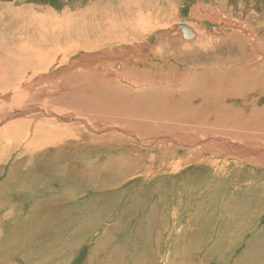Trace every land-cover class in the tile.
I'll return each mask as SVG.
<instances>
[{"label": "rangeland", "instance_id": "obj_1", "mask_svg": "<svg viewBox=\"0 0 264 264\" xmlns=\"http://www.w3.org/2000/svg\"><path fill=\"white\" fill-rule=\"evenodd\" d=\"M122 1L0 0V264H264V49L242 32L264 39V0H174L164 33L109 39ZM199 28L217 43L169 52ZM130 67L187 78L137 88Z\"/></svg>", "mask_w": 264, "mask_h": 264}, {"label": "bare ground", "instance_id": "obj_2", "mask_svg": "<svg viewBox=\"0 0 264 264\" xmlns=\"http://www.w3.org/2000/svg\"><path fill=\"white\" fill-rule=\"evenodd\" d=\"M113 1H116V0H113ZM173 2H174V0H123L120 4H118V6L121 8V10H122V12H123V14H121V12H120V16L122 17V22H120L118 19H119V14H118V19H116V17H115V20L113 21V22H110V21H108V20H105V22L104 23H101V22H98L97 24H96V27L94 28V29H97V30H99V28L97 27V25L98 24H102L103 26H102V28H100V30H104L105 31V37L107 36L109 39L111 38V39H113V40H120V39H126V38H137V36L140 34V31L141 32H145V31H148V30H152V28H155L154 30H155V32H162V33H164V29H163V27H165L164 25H157V22H159V20L158 19H154L153 18V12L154 11H156V10H160L159 12H167L168 11V6H172L173 5ZM117 3V2H116ZM113 5V4H112ZM202 6V5H201ZM131 7H135V9H134V11H133V13H130V11H129V9L131 8ZM205 8V7H204ZM124 9H125V12H126V14H124ZM206 9V8H205ZM90 12H92V10L90 9L89 10ZM205 11V10H204ZM218 11V10H217ZM90 12H88V13H90ZM147 12V13H146ZM208 13V12H207ZM85 15H86V12H85ZM106 15V14H105ZM208 16H210L211 18H213V19H217V20H219L220 22V24H223L222 22H221V20H222V18H221V16H218V15H216V14H213L212 12H209L208 14H207ZM66 17V16H65ZM64 17V19H66ZM204 16L202 15V18H203ZM124 18V19H123ZM224 19V18H223ZM240 19V18H239ZM58 20V19H57ZM225 21L227 20V19H224ZM224 20H222L224 23H225V21ZM4 21V19H0V23H2ZM62 21V20H61ZM227 21H231V20H227ZM17 22V21H16ZM53 23L51 24V22H48V23H45L44 22V24H45V27L43 28V31H44V33H46V34H48V32L52 29V30H59L58 28H60V29H62V31H65V30H70V31H72L73 30V32H77V34H76V36H82V37H85L86 38V36L87 37H90V34H92L93 32H92V30H87V29H90L89 27H88V25H87V23L86 22H83V25H80V27H78L77 29L76 28H74V29H70V28H68L67 26H62V25H60L59 23H57V22H54V21H52ZM60 22V21H59ZM233 22V21H232ZM19 23H21V22H19ZM35 23V22H34ZM33 23V24H34ZM71 23V22H70ZM120 23V25H118ZM8 24L9 23H7V22H5L4 21V23L2 24V27H1V29H0V32H1V30H3L4 29V35L7 37L8 35H10L12 32L10 31V29H9V27H8ZM30 24H31V20H30ZM46 24H48V25H50V26H54V27H49V26H46ZM66 25V24H65ZM14 26V25H13ZM34 26V25H33ZM41 26V25H40ZM21 27V26H20ZM25 27V26H24ZM28 27V26H27ZM111 28V29H110ZM232 28V27H231ZM32 29V28H31ZM93 29V30H94ZM106 29H109V30H106ZM169 29V28H168ZM182 29H183V31H184V33L186 34H188L189 33V30H190V28H189V30H188V28L186 27V26H182ZM16 30V29H15ZM20 30V29H19ZM23 30V29H22ZM51 30V31H52ZM17 31V30H16ZM90 31L92 32V33H90ZM110 31H112V32H110ZM230 31H231V36L232 37H235L236 35H240V32L239 31H235V30H233V29H230ZM37 32H39V31H37ZM206 30L204 31V29H198V35H196V37H195V39L193 40V41H191V42H186V41H184V40H182V41H179V43H180V45H178V47H170V48H172V50L171 51H169L170 53H175V56L176 57H178L179 55L178 54H182L184 51H189V53L191 54V55H193V56H195V54L196 53H198L197 51H200V52H203L204 50H206V48H209V46L213 43V44H215V43H217V41H215V38L213 37V36H211V35H209V38H207L206 37ZM242 32H243V35H247L248 37H250V39L251 40H253V42L255 43V41L257 42V52L259 53V51L261 52V50L262 49H264V39L263 38H260L259 37V33H258V31L257 30H255V28H253L250 24H247L246 22H245V24H243V29H242ZM32 33V32H31ZM36 33V32H35ZM50 33V32H49ZM16 34H18L17 32H16ZM15 34V35H16ZM15 35H12V40L14 41L15 39H16V36ZM22 35V34H21ZM51 35V34H50ZM242 35V34H241ZM11 36V35H10ZM32 36V35H31ZM38 36V35H37ZM4 37V36H3ZM33 37V36H32ZM35 37V36H34ZM178 38V37H177ZM29 39V38H28ZM47 39V38H46ZM109 39H106V40H109ZM205 39H207V42L205 41ZM237 39V38H236ZM180 40V39H179ZM209 40H211V42H209ZM2 41V40H1ZM23 41H25V40H23ZM36 41V40H35ZM224 41L225 40H223L222 42H219V44L221 45V44H223L224 43ZM168 42V41H167ZM249 40L248 39H246V42L245 41H241V42H238L239 44H246V45H248L249 46ZM251 42V41H250ZM14 43V42H13ZM228 43H230V44H234V43H237V42H234V43H232V42H228ZM227 43V44H228ZM251 44H253L252 42H251ZM3 45L5 46H8V47H6V48H9V46L11 45V43L8 41V40H3ZM15 45V44H14ZM27 45V44H26ZM25 44H23L22 45V51H21V53H22V55H24V56H27V57H31V55H30V53H29V51H30V47H29V50L27 49V46H26ZM3 46V47H4ZM11 46H13V45H11ZM18 46V45H17ZM214 46V45H213ZM17 48V47H16ZM166 48H169V47H167L166 46V42H164V43H162L161 44V46H160V48H158V51H164ZM133 49H135L136 50V53H137V55H141V53L140 54H138L139 52L138 51H140L141 49H142V46H139V47H137V48H133ZM152 49H155L154 47L152 48ZM241 49V48H240ZM134 50V51H135ZM4 51V50H3ZM7 51H8V49H7ZM17 51V50H16ZM123 51V50H122ZM129 51H131V50H129ZM177 51V52H176ZM250 51V54L251 55H253V53H255L254 51H253V49H251V50H249ZM264 51V50H263ZM6 52V51H5ZM113 52V51H112ZM114 53V55H112L111 54V52H104V53H102L103 55H105L106 57H103L102 59H108L109 57H111L109 60H111V59H117V60H115L116 61V63H117V66H123V64H124V60L125 59H127V58H125V57H127V54L129 53L128 51H125V52H118V50L117 51H115V52H113ZM131 53V52H130ZM129 53V54H130ZM246 53H249V52H247L246 51ZM263 53V52H262ZM111 54V55H110ZM132 54V53H131ZM152 55H154V54H152ZM10 56V55H9ZM17 56H20V55H17ZM92 56V55H91ZM94 56V55H93ZM101 56V55H100ZM132 56H134L133 54H132ZM95 57V56H94ZM259 57V56H258ZM261 57V56H260ZM259 57V58H260ZM15 58V57H14ZM123 58H125V59H123ZM18 59V58H17ZM39 60H40V57L38 58ZM42 59H43V57L41 58V62H42ZM152 59H153V56H150V57H148V61L151 63V61H152ZM173 59V58H172ZM171 59V60H172ZM177 59V58H176ZM164 60H169V58H164L163 59V61ZM261 60V59H260ZM9 61V60H8ZM81 61V60H80ZM94 61V60H93ZM92 61V62H93ZM15 62V61H14ZM17 62V61H16ZM20 62V61H19ZM22 62V61H21ZM20 62V63H21ZM92 62H90V63H92ZM95 62H96V60H95ZM111 63V62H110ZM13 64V63H12ZM215 64V63H214ZM8 65V64H7ZM84 65V64H83ZM91 65V64H90ZM14 66V65H13ZM93 66V65H92ZM38 66H34V68H37ZM5 68V67H4ZM121 70H123V69H121ZM125 70V69H124ZM111 71V70H110ZM125 71H127V72H124L123 71V73L124 74H126L128 77V79H130V82H132V83H134V85L136 84L137 86V88H138V85H142L143 83L145 84V81L147 80V81H150L149 80V78L150 79H152V80H156V82H157V79H159V81H161V82H163V84H169V83H172L173 85L175 84V86L176 85H179V80H181V81H183L184 79L183 78H187V74L184 76L182 73L180 74V73H178V74H180L181 76L179 77V76H169L167 73H166V71H164V70H161V74H162V76H160L159 74H157V75H155V74H149L150 72H148L147 70L146 71H144L143 69H139L138 71H136V69H134V68H128V69H126ZM138 72H139V74H138ZM108 73H110V72H108V71H106V77H108L107 79H106V81L105 82H103V84H105V85H112L113 86V84H115L114 83V81L115 80H117L118 81V79H119V81H120V77L119 76H115L114 75V77L113 76H111V73L109 74V76H108ZM174 73V72H173ZM206 73V72H205ZM54 74V73H53ZM125 75V76H126ZM165 75H167V77L165 76ZM231 75V74H230ZM111 76V77H110ZM148 76H150V77H148ZM194 76H196V75H194ZM193 76V77H194ZM170 77H172L171 79H170ZM200 77V76H199ZM205 77V76H204ZM195 79V78H194ZM201 79H202V77H201ZM97 80V79H96ZM193 80V79H192ZM191 80V81H192ZM198 80V79H197ZM241 80V79H240ZM136 81V82H135ZM195 81V80H194ZM200 81V80H199ZM242 81V80H241ZM43 82H47V83H50V82H48L47 80H45V81H43ZM97 82V81H96ZM116 82V81H115ZM201 82V81H200ZM199 82V83H200ZM207 82V81H206ZM177 83V84H176ZM215 83V82H214ZM143 84V85H144ZM189 84V83H188ZM191 85H188V88H193V85H195L194 83H190ZM140 86H139V88H140ZM172 86V85H171ZM174 86V87H175ZM200 86H201V84H200ZM209 86V85H208ZM114 87H116V86H114ZM178 87V86H177ZM196 87V86H195ZM204 87V85L202 86V88ZM211 87V86H210ZM116 88H118V87H116ZM142 88V87H141ZM158 88V87H157ZM176 88V87H175ZM174 88V89H175ZM200 88V87H199ZM207 88V87H206ZM159 89V88H158ZM158 89H156V90H158ZM173 89V90H174ZM201 89V88H200ZM204 89V88H203ZM184 90H187V85H185L184 87H183V91ZM166 92H167V90H165ZM204 97V96H203ZM177 100H175V102H176ZM180 102V101H179ZM179 102H178V104H179ZM181 103V102H180ZM181 105V104H180ZM179 105V106H180ZM176 108H179L178 106H176ZM180 108H181V106H180ZM70 119H71V117H70ZM80 120V119H79ZM176 121H177V119H176ZM178 121H180V120H178ZM188 122V121H187ZM215 139V138H214ZM217 141H220V142H222L223 140H217ZM229 141V140H228ZM224 142V141H223ZM202 143V142H201ZM210 143V142H209ZM219 143V142H218ZM230 143V142H229ZM231 144V143H230ZM233 144V143H232ZM231 144V145H232ZM233 145H236V144H233ZM245 147V149L246 150H248V151H251L247 146H244ZM228 148V147H227ZM241 148H243L242 146H241ZM260 150H263L262 152H264V148H260ZM252 152V151H251ZM261 152V151H260ZM261 154V153H260ZM259 156V155H258ZM254 158V157H253Z\"/></svg>", "mask_w": 264, "mask_h": 264}, {"label": "crops", "instance_id": "obj_3", "mask_svg": "<svg viewBox=\"0 0 264 264\" xmlns=\"http://www.w3.org/2000/svg\"><path fill=\"white\" fill-rule=\"evenodd\" d=\"M200 13V15L202 16V15H206L207 14V12L206 11H200L199 12ZM213 13V12H212ZM213 14H215V13H213ZM218 16H221L220 14H217ZM210 19V18H209ZM224 19H226V18H224ZM253 44H254V46L255 45H257L256 43H254L253 42ZM255 54V53H254ZM262 54V53H261ZM264 55V54H263ZM130 80V79H129ZM230 144V143H229ZM232 144V143H231ZM233 145V144H232ZM242 145V144H241ZM243 146H246V145H243ZM244 149V148H243ZM244 150H246V149H244ZM252 153H253V151H252ZM251 155V154H250Z\"/></svg>", "mask_w": 264, "mask_h": 264}, {"label": "water", "instance_id": "obj_4", "mask_svg": "<svg viewBox=\"0 0 264 264\" xmlns=\"http://www.w3.org/2000/svg\"><path fill=\"white\" fill-rule=\"evenodd\" d=\"M249 148V147H248Z\"/></svg>", "mask_w": 264, "mask_h": 264}]
</instances>
